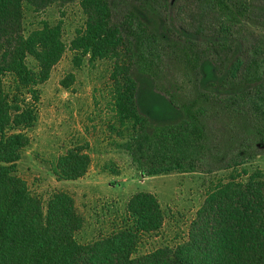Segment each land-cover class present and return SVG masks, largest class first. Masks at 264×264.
<instances>
[{"label":"trees","instance_id":"obj_1","mask_svg":"<svg viewBox=\"0 0 264 264\" xmlns=\"http://www.w3.org/2000/svg\"><path fill=\"white\" fill-rule=\"evenodd\" d=\"M74 7L82 22L66 40L61 17ZM50 10L58 18H42ZM66 50L76 67L109 64L123 148L147 177L209 171L226 152L238 168L264 146V0H0V264H264L259 171L210 189L175 243L154 241L168 212L153 194L134 193L116 224L83 240L86 220L69 194L42 200L29 189L18 163L39 88ZM142 83L162 94L164 118L152 97L141 106ZM82 151L54 160L57 182L84 177Z\"/></svg>","mask_w":264,"mask_h":264},{"label":"rangeland","instance_id":"obj_2","mask_svg":"<svg viewBox=\"0 0 264 264\" xmlns=\"http://www.w3.org/2000/svg\"><path fill=\"white\" fill-rule=\"evenodd\" d=\"M57 15L50 10L42 18L56 19ZM61 19L64 38L69 40L81 25L80 11L69 8ZM176 23L187 25V18L181 16ZM73 56L66 50L47 82L39 88V101L34 103L38 121L28 133L30 145L18 163V174L42 200L53 191L66 192L73 198L86 220L83 240L106 233L118 222L123 202L134 193L146 192L153 194L168 212L165 225L154 241L175 243L185 238L189 222L210 189L232 177L244 180L254 171H259L264 179V146L256 148V155L238 168L227 167L231 163L226 152L221 163L211 164L209 171L145 176L123 148L127 134L118 125L113 110L109 64L83 63L76 67ZM62 83L69 86L65 88ZM140 86L141 106L147 107L152 97V103L156 100L159 104L156 113L161 114L162 94L155 90V94L151 93L147 83ZM213 128L219 143L221 134L227 135L221 118L213 121ZM237 137L241 140L246 135L240 133ZM75 148L82 149L90 160L86 174L77 181L57 182L51 172L54 160ZM147 243L145 251L151 242Z\"/></svg>","mask_w":264,"mask_h":264}]
</instances>
